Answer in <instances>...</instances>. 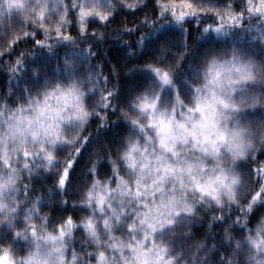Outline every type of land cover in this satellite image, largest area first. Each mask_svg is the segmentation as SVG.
<instances>
[{"label": "snow or ice", "instance_id": "6c2138e0", "mask_svg": "<svg viewBox=\"0 0 264 264\" xmlns=\"http://www.w3.org/2000/svg\"><path fill=\"white\" fill-rule=\"evenodd\" d=\"M143 3L119 0L123 9ZM116 7V0H0V61L18 93L0 96V264H208L212 250L216 264H264V216L246 226L247 214L264 206V161L255 162L264 111L252 119L264 110V0H154L152 18L115 30L139 32L138 50L159 44L139 69L148 83L126 89L108 87L96 65L81 70L94 55L86 38L104 35L89 26H107ZM170 31L184 38L178 53L170 52ZM193 31L200 43L190 49ZM27 39L28 62L24 51L6 59ZM109 109L123 125L101 157L104 175L93 159L72 201L76 214L52 217L46 196L32 199L22 179L55 168L47 195L67 204L74 162L90 140L87 122L115 124ZM233 206L241 213L233 223L245 226L235 235L225 228L230 251L191 241L185 221L206 209L222 221Z\"/></svg>", "mask_w": 264, "mask_h": 264}, {"label": "trees", "instance_id": "16d2710c", "mask_svg": "<svg viewBox=\"0 0 264 264\" xmlns=\"http://www.w3.org/2000/svg\"><path fill=\"white\" fill-rule=\"evenodd\" d=\"M238 2L239 0H237V3ZM116 3L117 7L113 19L108 22L107 26L102 27L99 23L95 22L89 26V33H91L92 28H96L98 32H101L104 35L100 38H93L89 35V37L86 38V43L92 45V52L94 55L89 60L83 62V68L81 70L90 71L91 69L88 65H96L98 66L96 69L97 71H100L104 76H109L108 87L119 86L120 88L125 89L129 87H137L141 84L148 83V80L139 69L143 64L151 60L153 56L157 55L159 44L156 43L146 49L138 50L135 48V41L139 36V32L130 35H117L115 30L122 28L124 24H136L137 21L145 15L152 18L154 16V0H144L143 6L139 7L138 10L123 9L119 6L118 0H116ZM164 19L168 20V17H165ZM210 22L212 21H204V23ZM245 23L247 24L249 22L245 21ZM251 23L255 24V20L251 21ZM192 27L195 28V24H193ZM70 31L75 35V27L70 29ZM140 31L147 32L148 28L142 27ZM199 35V32L193 31L187 38L190 49L194 45L200 43L197 39ZM253 35H255V33H253ZM166 36L171 45L170 52L178 53L181 50L180 44L183 42L184 38L176 31H170ZM39 38L41 37L37 36V39ZM122 42H127L128 45L132 46L133 51L129 52L128 48L125 47ZM32 43L33 41L31 39L22 40L15 45L12 54L6 57V59L12 60L19 54V52L24 51L26 53L24 57L25 62H28L29 55L27 54H30L33 51ZM78 46L82 47L83 45L78 44ZM36 51L41 52L40 49H36ZM54 51L62 53L64 49L58 48ZM161 55H164V53H161ZM52 64H56L55 58H53ZM186 67L187 61L181 65V71ZM20 83L22 84L23 81H20ZM9 89L12 90L11 95L14 97L15 95L13 92L17 90V81L15 79H9L7 65L0 61V96L7 97L9 95ZM97 95H99V93H97ZM261 111L264 110L258 109L252 118L255 117L259 121L261 119ZM108 120L116 121V123H109L106 127L97 128L99 121L94 116L90 117L87 122L88 127L85 129L84 134H90V140L83 148V151L78 154L74 162V169L72 170L74 180L73 183L69 185L68 192L66 193L68 198L67 204L61 203L55 196L47 195L49 189L53 187L55 179L54 172L56 171L55 168L50 171H39L34 173L30 179H22V186L24 184L29 185V195L32 199H35L36 196H46L45 202L50 205L47 213L52 217H57L62 212L76 214L78 210L73 208L72 201L79 200V188L83 185V182L87 180V169L91 166L93 159L97 160L99 174L101 176L104 175L106 165L104 161L101 160V157H104L110 149L114 150L116 147L114 144L116 133L123 125V121L116 113H113L111 109H109ZM68 151V148H64L58 153V157L63 160ZM260 161H264V151H261L258 146L255 162L259 163ZM248 166V161H245L243 167L247 169ZM57 167H59V165ZM25 175H27V173ZM245 179L248 180L247 175H245ZM249 184L251 186L250 181ZM241 203L243 204V200ZM222 215L224 216V219L221 221L212 218L211 210L206 209L205 211H201L198 216L192 220L193 226L189 229L191 232V241L206 242L210 248L215 244L220 253L230 251V246H228L226 241H223L222 239L225 228H227L229 232L240 233L241 228L245 225L233 223L236 217L241 215L239 208L235 206L232 207L230 216L228 215L227 210ZM261 216H264V206H255L254 210L247 214L248 224L246 226H255ZM77 241L78 240H76L75 236L73 246L76 247L77 250H80V243ZM222 243L224 244V247H220ZM218 255L219 254L215 250H212L208 256V264H216Z\"/></svg>", "mask_w": 264, "mask_h": 264}, {"label": "rangeland", "instance_id": "374dc122", "mask_svg": "<svg viewBox=\"0 0 264 264\" xmlns=\"http://www.w3.org/2000/svg\"><path fill=\"white\" fill-rule=\"evenodd\" d=\"M119 1V0H118ZM14 93V95H17L18 93H17V90L16 91H14L13 92ZM254 121H258V119L257 118H252ZM257 151V150H256ZM58 156H59V154H58ZM26 174V173H25ZM246 181H248L247 179H246ZM248 183H249V181H248ZM249 186H250V184H249ZM240 195H241V197H243L244 195H245V192L244 191H242L241 193H240ZM243 199H241V201H242ZM46 203V202H45ZM27 205H25V207H26ZM47 210H48V208H46V209H44V211L45 212H47ZM58 221L57 220H53V221H51V222H49V227L51 228V226H52V224H54V223H57ZM191 226H193V223H192V220L191 221H185V228L186 229H190V227ZM75 233V235L74 236H76V240H78L77 242L78 243H80V240L83 238L82 237V233L80 232V231H76V232H74ZM234 235L235 234H239V233H233Z\"/></svg>", "mask_w": 264, "mask_h": 264}]
</instances>
